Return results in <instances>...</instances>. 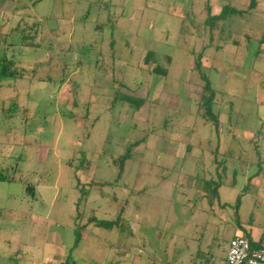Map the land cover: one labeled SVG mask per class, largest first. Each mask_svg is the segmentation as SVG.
<instances>
[{"label":"rangeland","instance_id":"obj_1","mask_svg":"<svg viewBox=\"0 0 264 264\" xmlns=\"http://www.w3.org/2000/svg\"><path fill=\"white\" fill-rule=\"evenodd\" d=\"M227 4L249 0H46L38 39L12 41L26 78L0 87V170L16 178L0 182V264H224L237 234L264 237V6L212 37L210 8ZM201 55L221 131L199 107Z\"/></svg>","mask_w":264,"mask_h":264},{"label":"trees","instance_id":"obj_2","mask_svg":"<svg viewBox=\"0 0 264 264\" xmlns=\"http://www.w3.org/2000/svg\"><path fill=\"white\" fill-rule=\"evenodd\" d=\"M258 7V0H249V5L247 9H237L234 6H232V4H227V5H223L220 8V11L218 13H214L212 12V7L210 8L209 14H208V19L207 22L209 23V25L212 28V37H214V30L218 27H216V25L225 22L226 20H228L229 17H231L232 15H238V16H242V15H248V14H253V11H255ZM39 24H35V26H30V27H26L23 25H19L12 33L9 34H5V35H0V87L2 85V83L6 80H18V79H25L26 75L28 74V69H25L24 67L19 66L18 62H16L10 55L9 53L11 52V50H13L16 45L15 43H13L12 41L15 40V37L20 34V31L23 30V35L21 36L22 39V46H24V43L27 42H35L38 39V33H39V28L37 29L36 26H38ZM261 43L264 45V38L261 41ZM31 47H37L38 44H32L29 45ZM264 49H260V52H262ZM151 52H148L144 63L146 65H149L151 63ZM258 56H260V53L258 54ZM203 58V56L201 55V57L199 58V62L196 64V68L198 69V72H200V74L202 75V77L204 78L205 84L203 86V94L201 96V99L199 102V107L200 110L202 111V115L206 121V123L212 125L213 127L216 128L217 131H221V128L223 126V124L221 123L220 120V116L219 114H217L214 110V106L218 103L217 100V95H216V90L212 84V82L208 79L207 75L201 72V68H202V63H201V59ZM153 72H164L167 74V71H163L161 70L158 66L154 67ZM32 75H35V71H32ZM125 102H127L129 105H132L136 111L139 110L145 103H146V99L145 98H137L134 96H130L127 95L125 98H123ZM11 110H17L20 111V106L18 105V102L16 100H12L11 102V107L10 110L7 111L6 113L9 112L11 113ZM5 111V110H4ZM12 116H14L13 114H11ZM136 144L131 145L127 152L121 156L119 158V160H117V163H121V173L123 172L124 166L126 161H128L131 158L132 155V150L135 147ZM218 152V149H217ZM215 162L218 163V172H217V176L219 177V180L216 182L213 180H211L210 184L212 187V189L210 190L209 193H211V196L213 197L214 200H217L218 203L222 206H225V204L221 203L220 200V195H219V189L221 187V185L224 183L222 180V173H225V162L222 161L221 163L218 161L217 157L215 158ZM6 170L2 171L0 170V182H13L14 180H16L15 176H9L8 174H6ZM215 185V186H212ZM248 185L245 186L243 193L239 196L237 203L235 205V211L237 214V218H235V223L237 225V227H241V221H240V216H238V212L239 209L241 207V203H242V199L241 197L243 196L244 192H246ZM27 190L29 192H32L33 195L35 196V187L33 185H27ZM210 195V194H209ZM88 196V193H84L80 199H86ZM81 202H79L78 204L80 205ZM123 213H120V216L115 220V221H104V220H98L96 222V225H98L99 227H105L107 229H113L115 227V225H118L117 227L120 226L121 224V220H123ZM79 219V218H77ZM245 237H247L252 246L254 248H259L261 246H264L260 243L254 242L251 237L249 235H244ZM81 240V236L80 233H76V240H75V246H77L79 244ZM70 258V257H69ZM61 264H67L63 262Z\"/></svg>","mask_w":264,"mask_h":264},{"label":"crops","instance_id":"obj_3","mask_svg":"<svg viewBox=\"0 0 264 264\" xmlns=\"http://www.w3.org/2000/svg\"><path fill=\"white\" fill-rule=\"evenodd\" d=\"M17 1L18 0H0V35L12 33L20 24L26 27H30V26L32 27V25L35 26V24L43 25V21L49 18L45 10L46 0H34L31 2L30 5L26 6L27 10L33 11L32 14L28 16L27 14L24 15L22 14L23 15L22 18L18 20L17 25L14 26V21L12 22L9 19V16L12 15L13 13H15V15L18 14L19 6L14 5ZM262 6H264V0H258L257 9L262 8ZM27 17H30V19L32 18L33 22H30V20L28 21ZM14 41H16V38ZM15 45L17 46V44ZM225 185L226 184L223 183L219 189V195L221 201H222L221 191L223 190ZM240 228H242V225ZM242 235H249L254 242L264 245V237L262 236L254 235L252 232L249 231H243ZM224 264H226V258L224 260Z\"/></svg>","mask_w":264,"mask_h":264},{"label":"built area","instance_id":"obj_4","mask_svg":"<svg viewBox=\"0 0 264 264\" xmlns=\"http://www.w3.org/2000/svg\"><path fill=\"white\" fill-rule=\"evenodd\" d=\"M226 264H264V246L254 248L247 237L237 235L229 244Z\"/></svg>","mask_w":264,"mask_h":264}]
</instances>
